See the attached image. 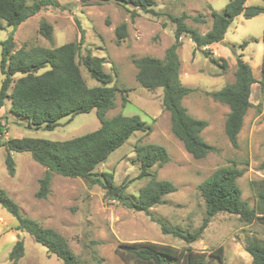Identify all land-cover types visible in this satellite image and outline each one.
Returning a JSON list of instances; mask_svg holds the SVG:
<instances>
[{
	"label": "rangeland",
	"instance_id": "1",
	"mask_svg": "<svg viewBox=\"0 0 264 264\" xmlns=\"http://www.w3.org/2000/svg\"><path fill=\"white\" fill-rule=\"evenodd\" d=\"M27 1L32 4L36 0ZM56 1L64 7L48 5L17 27L5 25L0 28V53L2 41L10 36L14 38L15 49L21 46L54 47L78 41L81 34L77 26L78 19L85 31L80 55L91 51L93 55L104 58L105 69L113 74V84L119 88L116 106L109 109L105 117L118 113L139 115L150 128L135 132L96 171L113 173L116 184L127 182V193L137 195L151 176L138 177L140 162L136 159L135 147L140 143L154 142L166 147L170 159L163 165L155 164L150 170L158 179L172 181L177 190L165 195V201L152 207V214L149 215L107 198L101 185L92 184L86 178L53 173L51 192L47 198H38L39 179L46 168L35 161L30 152H15V174L11 175L5 163L4 147H0V187L19 203L25 215L61 233L75 253L78 264H135L123 259L118 248L124 243L140 241L190 246L196 251L207 253L223 246L227 264H251L252 256L246 250V240L264 239V217L246 222L239 214L220 211L211 218L201 237L192 243L164 233L161 224L196 230L202 224L207 210L199 184L215 169L225 165L243 169V174L238 178L242 197L251 205L255 203L257 192L253 182L264 178V115L258 110L262 105L253 107L245 115L238 134L239 145L234 147L225 132V120L230 107L205 92L218 91L227 81L234 82L237 66L226 77L217 74L214 75L218 78L214 77V72L222 71L221 57H214L210 51L209 55L219 60V63H213L210 56V61H207L202 48L183 35V43L178 48L180 78L184 85L196 88L183 98V104L191 115L209 122L202 135L218 148L217 152L195 158L172 131L171 114L163 106V88L147 89L141 86L136 79L137 68L133 61L135 57L145 55L164 58L166 50L175 42L176 24L169 17L170 14L186 12L195 16L202 13L207 21L188 18L186 22L206 32L212 25V8L223 12L230 0H154L153 8L159 14L138 9L139 14L134 18L130 12L134 6H124L116 1ZM249 1L252 5L264 4V0ZM42 20L53 26L52 41L39 31ZM122 21L127 22L128 34L118 42L115 29ZM263 31L264 13L236 18L226 33L229 49L242 58L236 48L240 47L241 50L245 41L255 48L257 41L262 43ZM81 70L88 85L99 84L82 64ZM2 78L3 75L0 76V87ZM8 108L9 104L1 112H10ZM9 115L12 119L8 121L10 129L5 132L8 137L64 140L93 131L101 125L97 109L79 113L71 121H67V117L62 118L52 130L29 127L25 118L11 112ZM17 225L16 217L0 205V264H63L55 253L48 251L31 234L17 229ZM18 239L24 240L25 254L14 263L9 254ZM210 263L220 264L221 260L212 257Z\"/></svg>",
	"mask_w": 264,
	"mask_h": 264
},
{
	"label": "trees",
	"instance_id": "2",
	"mask_svg": "<svg viewBox=\"0 0 264 264\" xmlns=\"http://www.w3.org/2000/svg\"><path fill=\"white\" fill-rule=\"evenodd\" d=\"M96 3L116 1L124 6H134L131 17L139 10L159 14L153 8L154 0H82ZM53 5L64 7L56 0H36L28 4L27 0H0V28L5 25L18 26L29 17L38 13L43 7ZM264 12V6L246 5V0H230L223 12L212 8V25L206 32L189 25L186 20L205 22L206 18L199 13L192 16L186 12L180 15L170 14L175 22V42L166 50L164 58L145 55L133 59L137 68L136 79L147 89L163 88V106L171 114V128L176 137L184 144L186 150L195 158H203L218 148L209 143L202 131L209 122L191 115L183 104V98L195 87L186 86L180 78L181 61L178 48L182 45V36L190 38L198 48L220 42L236 16L243 14L253 17ZM80 30L78 41H70L59 46L45 47L21 46L15 49L13 36L2 41L0 53V76L3 75L0 87V147L6 150L5 163L11 175L15 174V152H30L33 159L46 168L39 179L38 198H47L51 192L53 173L68 177L86 178L92 184L101 185L109 199L118 200L136 211L151 215V208L165 201V195L177 190V186L165 179H158L151 168L155 164L163 165L170 159L166 147L158 143H140L135 147L136 159L140 162L138 177L151 176L137 195H130L126 189L128 183L116 184L111 172H97L96 168L104 163L118 147L123 145L137 131L150 130L139 115L118 113L105 117L106 112L116 106L118 86L113 84V74L105 69V59L88 51L80 55L85 40V31L77 19ZM127 22L122 21L115 29L118 42L127 37ZM39 31L50 41L53 40V26L42 20ZM264 40V35H263ZM246 42L242 44L244 46ZM206 56L207 48L203 49ZM81 57V58H80ZM220 65L227 67L225 58ZM213 63H219L210 56ZM84 65L91 77L99 84L88 85L81 70ZM236 80L225 84L218 91H206L207 95L230 107L225 120V132L234 147H238V134L243 126L244 117L250 101L251 84L256 81L250 64L237 56ZM264 89L263 78L260 81ZM9 104V110L15 116L25 118L27 125L34 128L52 130L59 125L62 118L71 121L79 113L97 109L101 125L90 132L64 140H52L38 137H8L10 112H1ZM12 120V119H11ZM17 123L21 124L17 121ZM243 169L235 165H225L215 169L199 184L206 203V215L202 224L193 231L180 226L161 224L162 231L179 237L187 243L197 241L208 226L211 218L220 211L239 214L246 222H253L257 217H264V178L253 182L257 198L253 205L242 197L238 178ZM153 175V176H152ZM101 176H104L103 178ZM0 205L6 208L18 221L17 229L31 234L36 241L55 253L63 264H78L66 238L55 228L41 224L38 220L25 215L19 203L0 187ZM125 260L135 264H211L212 257L225 262L223 246L213 248L207 253L189 247H177L169 243L153 241L128 242L118 248ZM246 250L252 256L251 264H264V239L246 240ZM25 254V243L18 239L9 254L16 263Z\"/></svg>",
	"mask_w": 264,
	"mask_h": 264
},
{
	"label": "crops",
	"instance_id": "3",
	"mask_svg": "<svg viewBox=\"0 0 264 264\" xmlns=\"http://www.w3.org/2000/svg\"><path fill=\"white\" fill-rule=\"evenodd\" d=\"M246 5H252V4L250 3L249 0H246ZM260 5H264V4H260ZM263 13L264 12H262L258 15H255V16L262 15ZM241 16H245V15L240 14V15L236 16V18L241 17ZM235 19H234V21H235ZM211 24H212V22H211ZM263 35H264V31H263ZM244 36H248V35L245 34ZM190 40L191 39L188 38V41H190ZM254 41H257L256 38H254ZM245 42H246V44L244 45V47L241 50L239 49L240 47L236 48V49L238 50V54H242L243 60L247 61L250 64V66L252 68L253 76L256 79V81H254L251 84L250 101H251L252 105L248 108L247 113H249V111L251 109H253V107L262 105L258 110H259L261 115H264V89L262 88L261 82H260L263 78L264 40L262 37V43L260 41H257L256 42L257 46L255 48L250 47V45L248 44V43H250L249 41H245ZM182 43H183V38H182ZM234 46H236V45L234 44ZM204 48H207L209 51L214 53V57L218 56V58L219 57L225 58L227 63H228L225 70H222L220 72H214L212 74L214 77H217L214 74L225 75V77H226L227 74L231 72V69H233V71H234L236 64H237V55H235L234 52L229 49L230 44L226 41V34H225L224 39L222 41L204 46L202 48V50ZM252 48H253V50H252ZM206 60L210 61L209 57L206 56ZM199 72H201V70H199ZM231 76H232V74H231ZM228 82H232V81H227L226 83H228ZM226 83H224V85ZM227 106H226V108H227Z\"/></svg>",
	"mask_w": 264,
	"mask_h": 264
}]
</instances>
